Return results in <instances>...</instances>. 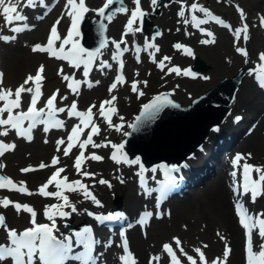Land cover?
Instances as JSON below:
<instances>
[{
  "label": "bare ground",
  "instance_id": "6f19581e",
  "mask_svg": "<svg viewBox=\"0 0 264 264\" xmlns=\"http://www.w3.org/2000/svg\"><path fill=\"white\" fill-rule=\"evenodd\" d=\"M127 4H132L133 0H124ZM193 2L201 4L204 8L218 9V5L213 3V0H192ZM66 0H45L43 6L34 8L24 7L21 4L18 11L27 16V20L19 22L20 24L27 23L30 28L19 33H12L10 27L5 26L3 16H0V35H16L15 40L9 42L0 41V73L3 75L7 67L6 73L10 77V83L6 87L12 89L13 92L19 87L25 79L29 76H35L36 71L41 65H44V72L52 77L53 86L59 90L56 100V107L69 108L72 102H77V109L79 111H87L90 105L95 104L96 107L92 109L93 119L100 128V134L93 136L95 143L111 141L112 144L124 143L126 147V138L124 139V131L127 129V120H125L127 113L131 110V104L139 98H148L160 93H167L173 99L179 102L191 101L195 97L196 92H202L212 82L216 83L223 75H228L229 70L236 64H244L245 56L237 53L236 48H244L247 53L248 62L252 69L260 63L259 54L264 53V27L260 26V17L264 16V0H252L247 3V18L245 23L249 29V39L247 42L241 39L234 43L235 37L233 32L237 27H242L239 21L231 24L230 27H224L214 21L209 20L207 24L201 25L200 28L211 32V37L202 35L198 28H193L191 16L195 15L197 18H203V14L188 12L189 3L183 0L185 5V16L179 17L177 12L180 8V3L173 2V0H159V15L152 18V24L157 27L162 35L157 36L152 40V35L148 31H134V23L131 26L132 31L124 37L129 51L123 53L122 74L125 83H117V88L109 93V86L115 81L119 65L111 59L112 53L115 51L112 44L102 50L100 55L92 64L89 65V75L87 80L93 83V87H88L87 84L78 85L79 95H74L68 89L67 84L70 81L63 80L61 75H58V70L63 67L64 74L70 77L75 74V79L83 81V67L77 69L69 67L67 61L58 60L55 57H50L48 53L33 52L32 47L36 44L45 46L50 35L51 24L58 19L60 23L57 25V31L61 36V40L67 35L68 29L71 26L69 17L65 14L64 5ZM106 2V0H85V4L89 9H97V6ZM192 2V3H193ZM191 3V4H192ZM164 5H167L165 7ZM54 7L58 11L57 15L50 21L48 13L49 7ZM222 6L225 10H234V3L231 0H223ZM99 7V8H100ZM140 7L151 8L150 0H140ZM258 7L257 9H253ZM260 7V8H259ZM144 11V10H143ZM212 13V12H211ZM213 14V13H212ZM216 16L215 14H213ZM85 16H96L94 11H89ZM217 17V16H216ZM129 15L125 13H117L111 22L106 21V32L109 41H120L121 35L125 30V25ZM188 19L189 23L186 25L183 21ZM223 20V19H222ZM145 21V19H144ZM225 22V20H223ZM234 25V26H233ZM151 30V28L149 29ZM147 32L148 34H145ZM251 32V33H250ZM187 33V34H186ZM86 34V33H85ZM220 35V36H219ZM80 37V35H79ZM78 37V38H79ZM149 42L155 43L159 46L160 51L155 54V60L159 62L164 56L171 57V61H164L166 67L163 71L157 67L156 63L150 61L149 52L155 51L149 49L143 50L145 39ZM203 39L214 40V43L204 45L200 43ZM221 41L222 47L215 48L214 44ZM32 44H30V43ZM61 41H56L55 47L59 49ZM133 42L141 48L139 52L140 62L137 63L135 59L137 53L133 48ZM176 43L190 48L193 52L192 56L184 54V49L177 50L173 46ZM221 43V44H222ZM255 47V51L252 49ZM66 47H71L68 45ZM124 45L121 44V48ZM250 47L251 49L249 50ZM204 53L210 56L212 60L208 62L210 70L207 72L194 71L199 74L196 78L190 76L177 75L175 72L168 73V68L179 66L180 69L185 70L192 68L193 58L201 56ZM222 54V58L218 60V55ZM101 60H106L112 64V68H104L101 70L99 64ZM5 63L7 65L5 66ZM194 63V62H193ZM190 68V69H191ZM115 69V71H114ZM215 69L219 72L217 79H212L213 71ZM201 70V69H200ZM246 71L243 75L242 82L235 99L229 105V109L223 115L217 125L210 128L209 134L203 146H199L196 152L189 156V161L177 166L178 172H173L172 176L176 178L175 187L169 191L164 199L156 207V196L158 192L152 193L151 196L146 197L139 187V180L136 173L139 171L137 165L115 164L109 156L115 151L111 146L92 148L87 145L84 150V156L89 157L91 154L102 156V161H92L84 159L82 164V171L97 173L96 181L101 177L111 182V188L107 185L95 184L90 190L101 201L103 207L93 206L89 200H83L77 193L65 192L72 202L78 199L81 203L76 204L78 211L72 213L68 219H60L57 217L56 223L59 227V232L55 233L57 236L69 234L73 231L79 230L84 226H90L93 230V238L99 240V244L93 245V255L98 258V264H120L118 259L122 253L120 231L125 232L129 250L133 254L136 264H149L152 257L160 256V261L152 260V264H171L170 257L163 252L162 246L165 243L170 244L176 257L177 264H246V236L245 229L240 225L239 218L235 213V202L241 201L250 214L259 216L264 219V194L260 195L253 203L250 199V194H244L242 191L243 177L239 167L234 168L231 161L238 154H251V158L247 163L252 165L264 166V88L258 86L254 79V74L249 75ZM138 73V75H137ZM231 74V73H230ZM209 77L205 80L202 77ZM97 79L98 84L93 82ZM146 81L147 86L143 83L138 84V89L144 95L137 98L138 93L131 90V83L133 81ZM3 82V80H2ZM2 83H0V86ZM32 86V82L25 87ZM77 87V85H74ZM207 90V89H206ZM43 95L40 97L37 108H43L45 102L49 98L47 90L40 89ZM204 92V91H203ZM67 96L66 100H61V97ZM116 96L114 105L117 108V114L113 115L109 111V105L105 106L106 113L111 117L112 123L119 125L122 121L119 119L123 117L122 131L117 132L113 128H109L104 122L103 118L99 117V105L102 101L111 99ZM193 97V98H194ZM14 98V97H13ZM30 94L22 93L21 108L15 109L14 112L26 111L30 104ZM181 102V103H182ZM2 105V102H0ZM233 115L231 116V113ZM240 113V117H247L248 121L243 124L240 120L233 116ZM230 115V116H229ZM4 118H7V113H4ZM56 119L64 121L63 128H52L48 133L43 132V125H39L33 130V139L31 142L24 138L16 137L15 130H11L9 134L0 136V140L4 143L15 144L14 150L5 151L3 156H0V162L4 165L3 168L9 171V178L17 186L20 182H25L24 186L31 192L35 193L39 186L43 185L57 170V168H64L65 171L61 173V177L67 176L69 181L81 179L83 183L92 185L91 178H82L77 175L74 168V162L77 155L80 154L78 146L79 141L86 139L85 135L89 128H85L79 137V141L74 138L72 143L75 145L68 156L63 154V149L67 146V136L70 134L73 125L79 124L78 118H69L67 111L58 113ZM245 126V127H244ZM7 127V126H5ZM26 127V123H25ZM83 128V125H81ZM218 129V130H215ZM129 130V129H128ZM45 139L48 140L45 143ZM58 139H64L65 143L60 145V151H57ZM208 141V142H207ZM122 150L126 152V148ZM119 157V153H117ZM57 157L59 163L55 166L45 167L40 169L38 166L41 162L46 165L51 164L52 157ZM129 159H135L127 154ZM244 161H241L243 164ZM217 166H215V165ZM149 165V166H148ZM31 166L34 171L23 173V168ZM159 165L155 163L145 164V171L142 175L147 179L148 185L152 188H159L160 183L165 181L163 171L153 173L152 168L158 169ZM215 168V170L213 169ZM237 172L233 177L231 173ZM119 177L120 179H117ZM252 178L256 179L257 174L252 173ZM59 179V178H58ZM124 182L121 183L120 180ZM63 188V186H62ZM49 192H56L54 186H49ZM175 193V195H174ZM173 197H170L172 196ZM8 198L12 202H19L21 205L28 204L33 206L37 216V223H49L43 215L44 206L59 204L54 198H45L39 194L26 195L18 191H9L0 189V198ZM170 197V198H168ZM166 199V200H165ZM85 209L94 214H107L109 212L121 211L125 213L127 219L122 221L118 226L101 225L94 218L89 217ZM145 209L150 210L154 215L149 221L141 227L136 223L141 212ZM65 211H71L69 208H64ZM50 214L53 210H49ZM161 213L157 218L155 213ZM0 214L6 218L7 227H13L12 218L14 216L20 217L18 224L31 227L29 223V215L21 212L17 214L13 206L7 208L0 207ZM14 222V221H13ZM68 225L67 227L65 225ZM131 224L132 227H128ZM27 225H30L27 227ZM15 230L18 229L16 228ZM258 230L253 229V251L258 252V245L261 240L257 234ZM4 229H0V244H7V234ZM219 234V235H218ZM220 237H223L221 239ZM173 238H178L180 246L177 247ZM111 241V245L105 247V243ZM207 245V247H204ZM230 249V255L225 260L223 252L225 247ZM183 249V252L180 249ZM200 248L204 254L205 260H200V254L195 251ZM83 248H76L75 251H82ZM187 256H192L193 261H189ZM3 264H12L11 260H6ZM68 264H79L76 261H70Z\"/></svg>",
  "mask_w": 264,
  "mask_h": 264
},
{
  "label": "snow or ice",
  "instance_id": "6c2138e0",
  "mask_svg": "<svg viewBox=\"0 0 264 264\" xmlns=\"http://www.w3.org/2000/svg\"><path fill=\"white\" fill-rule=\"evenodd\" d=\"M173 2L180 3V8L177 12L179 17L185 16V5L183 0H173ZM151 6L153 10L159 6V0H150ZM23 4L24 7H37L43 6L45 4V0H0V16H3L5 21V26L13 25L14 22L16 26L10 27V31L12 33H19L24 30H28L30 26L27 23L20 24L19 22H24L27 20V16L18 11V7ZM116 4L117 7L115 9L111 8V5ZM133 4L135 8L129 9L125 6L124 0H106L102 7L98 9H89L85 0H66L64 9L65 12L63 14L67 15L71 21V26L68 29L67 35L61 40V36L57 31V25L60 23L58 19L50 29V35L47 39V44L42 46L41 44H36L32 47L33 52H41L48 53L50 57H55L58 60L67 61L69 67L81 68L83 67V76L85 79L83 81L76 80L75 74L71 77L67 74H64L63 67L58 70V75H61L63 80L70 81L67 84L68 89L74 95H79L78 85L87 84L88 87H93V83L87 80L89 75V65L92 64L100 55H102V50L108 47L109 43L112 44L115 51L112 53L111 59L115 61L119 67L117 69V76L115 77V81L109 86V93H111L114 89L117 88V83L119 82L121 85L125 83L122 69L123 63L120 60V57L123 53L129 51V47L124 37L132 31L131 26L139 21L140 26L137 27L134 31H143V20L149 14L143 11L140 7V0H133ZM167 7V5H164ZM188 12H198L203 14L205 18L198 19L197 16L192 15V27L198 28L201 31L202 35H206L211 37L213 34L209 31H206L203 28H200L201 25L207 24L209 20L214 21L217 24H220L224 27H230L227 25L222 19L214 16L208 9L199 5L196 2H193L190 7L187 9ZM89 11H94L99 20H97L98 25V34L100 37L99 45L95 49H86L84 48L78 40L80 35V25L85 19V14ZM131 12L130 17L127 20V24L125 25V30L121 35L120 41L111 40L105 37L104 33L106 31V24L103 21L111 22L112 19L117 15V13H127ZM241 19H243V14L241 13ZM186 25L189 23L188 19L183 21ZM260 26L264 27V16L260 17ZM187 34V33H186ZM162 35L159 31L155 32L152 40L154 41L157 36ZM233 36L235 37L234 43L243 37L245 42L248 41L249 37V29L248 25L244 24L242 27H237ZM16 35H0V41L9 42L11 40H15ZM56 41H61L59 45V49L55 47ZM200 43L207 45L210 43H214V40L211 39H203ZM121 44L124 45L121 48ZM71 45V47H66ZM177 50L184 49V54L188 56H192L193 52L190 48H187L180 43H176L174 46ZM133 48L137 53L135 59L137 63L140 62L139 52L141 48L133 42ZM149 49H154L155 51L149 52L150 61L157 64V67L160 68L161 71L164 70L166 65L164 61H171V57L164 56L159 62L155 60V54L160 51V48L155 43L149 42L146 38L145 43L143 45V50L148 51ZM237 53H241L245 56V63L248 62L247 56L248 53L244 48L237 47ZM259 62L255 68L249 69V75L254 74V79L258 83V86L264 88V53L259 54ZM99 68L103 70L104 68L111 69L112 64L108 63L106 60H101L99 64ZM44 72V65H41L39 69L36 71L35 76L29 75L23 84L15 89L13 92L12 89H3L0 88V136H7L11 130H15L16 137L24 138L26 141L31 142L33 139V130L36 129L39 125H43V132L48 133L52 128L60 129L64 126V121L56 119L58 113H64L67 111V115L69 118H78L79 124L73 125L70 134L67 136V146L63 149V154L68 156L70 151L75 145L72 143L73 139L76 138L79 141L80 135L83 133L85 128H91V131L88 132L87 138L79 141L78 146L80 154L76 156L74 162V168L76 170L77 175L82 178H91L93 180L92 185H88L82 182L81 179L75 181H69L67 176L61 177V173L65 171L64 168H57V170L52 174V176L41 186L38 187L35 193L29 191L25 186V182L21 181L20 185L17 186L13 181L9 178L0 175V189H8L9 191H18L22 194L26 195H34L39 194L45 198H54L58 201H61L59 204L45 205L44 206V217L49 223H37L36 216L37 213L33 206L24 204L21 205L19 202H12L8 198H0V207L7 208L10 205L14 207L17 214L21 212L27 213L30 217L29 223L32 225L24 229L23 231L17 232L15 229H9L7 227L6 218L0 214V229H4L7 234V244H0V264H3L6 260H11L12 264H68L70 261L79 262V264H98V258L93 255V245L99 244V240H95L93 238V230L90 226H84L79 230L73 231L71 235L69 234H61L57 236L55 233L59 232V227L56 223L57 217L60 219H68L71 217L72 213H76L78 211L76 204L82 202V200L78 199L75 202H72L65 192L77 193L79 196L83 198V200H89L92 202L93 206L103 207V204L99 199L91 192V188L95 186L96 183L100 185H107L111 188V182L101 177L98 181H96L97 173H92L88 171H82V164L84 159H90L92 161H102L104 158L100 155L91 154L89 157L84 156V150L87 145H91L92 148H100V147H108L111 146L115 151L111 153L109 159H111L115 164H127L138 165L139 171L136 173L139 180V187L143 191L146 197L151 196L152 193L158 192L159 195L156 196V207L159 208V204L164 199L169 191L175 187L176 178L172 176L173 172H178L179 169L176 166H162L159 170L163 171L165 175V181L160 183L159 188H152L148 185L147 179L142 175L145 171V168L142 163H140V158L136 157L135 159H129L127 154L123 152L125 145L124 143L120 144H112L111 141L95 143L93 141L94 135L100 134V128L95 123L93 119L92 109L96 107L95 104L90 105L87 111H79L77 109V102L74 100L69 108L59 107L57 108L56 100L59 94V90L57 89L45 102V106L43 108H37L36 105L39 103L40 97L43 93L40 91L42 87V81L44 79L42 73ZM175 72L177 75H185L190 76L191 78H196L199 74L193 72L190 68L182 70L179 66H173L168 68V73ZM138 75V73H137ZM3 74L0 73V83H2ZM205 80L210 79L209 77H202ZM29 82H32V86L25 87L29 85ZM96 84L99 81L95 82ZM143 83L147 86L146 81H133L130 85L131 90L133 92H137V98L139 96L144 95L142 91L138 89V84ZM77 85V87H74ZM22 93L30 94V104L26 111L14 112L15 109L21 108V95ZM167 93L158 94L153 99L147 103L142 105V110L140 114L135 118V121L127 126L134 131L140 129V127L145 126L153 122L159 115V113L166 107H180L178 104H174L171 99L168 98ZM14 97V98H13ZM61 100H66L67 96L61 97ZM117 97L112 96L111 99L102 101L99 105V117L103 118L104 122L107 124L109 128H113L115 131L120 132L124 126L123 117L119 119L122 121L121 124L115 125L112 123L111 117L106 113L105 106H111L109 111L111 114H117V108L114 105V101H116ZM4 113H7V118H4ZM239 119V117H237ZM26 123V127H25ZM83 125V128H81ZM7 126V127H5ZM218 130V129H215ZM125 136L129 135V133H124ZM48 140L45 139V143ZM57 143V151H60V145L64 144V139H58ZM15 144L13 143H4L0 140V156H3L5 151L14 150ZM119 153V157L117 155ZM251 158V154H240L238 153L231 161L234 168L239 167L241 169V175L243 177L242 183V191L244 194H250L251 202H255L257 198L264 194V166L252 165L247 163V160ZM241 161H244L241 164ZM59 163V159L57 157H52L51 164L46 165L41 162L39 164V168L43 169L45 167L55 166ZM4 167L3 164H0V169ZM31 166L23 168L21 171L23 173H28L30 171H34ZM157 168H152L151 171L153 173L157 172ZM255 172L257 174V178H252V173ZM233 177L237 175L236 171L231 173ZM59 178V179H58ZM117 179H120L117 177ZM121 183L124 181L121 179ZM54 186L57 191L49 192L47 189L49 186ZM63 186V188H62ZM235 213L239 218L240 225L245 229L246 236V254L247 260L246 264H264V219L259 218V216H253L246 209L244 204L237 200L235 202ZM64 208H69L71 211H65ZM53 210L50 214L49 210ZM89 217L94 218L99 224L104 225L107 222H120L125 221L127 219L125 213L121 211L109 212L107 214H94L93 212L85 209L84 210ZM154 215V213L150 210L145 209L139 215L136 223L143 227L149 219ZM156 217L159 218L161 213H155ZM68 226L67 224L65 225ZM128 227H132L131 224ZM253 229H257L258 236L261 240V243L258 245L259 251H253V240L252 234ZM121 237V244L119 247L122 248V253L119 255L118 259L120 264H136V260L133 257V254L129 250L128 241L123 230L119 233ZM219 235V234H218ZM223 239V237H220ZM177 247L180 246V241L178 238H173ZM111 245V241L105 243V247ZM82 247V251H75L76 248ZM207 247V245H204ZM163 252L167 253L168 257H170L171 264H177V257L170 246V244L165 243L162 246ZM183 252V249H180ZM195 251L200 254V260L203 262L205 260L204 254L201 252L200 248H196ZM230 255V249L226 246L223 252V257L225 260ZM160 261V256H155L150 258L149 264H152V260ZM189 261H193L192 256H187ZM194 264V262H193Z\"/></svg>",
  "mask_w": 264,
  "mask_h": 264
},
{
  "label": "water",
  "instance_id": "95a60500",
  "mask_svg": "<svg viewBox=\"0 0 264 264\" xmlns=\"http://www.w3.org/2000/svg\"><path fill=\"white\" fill-rule=\"evenodd\" d=\"M114 5H111L112 9H115ZM99 19L100 17L96 16H85L80 25L81 44L85 47L87 45V49H95L99 45L100 37L96 22ZM144 19L146 22V17ZM88 39L98 40V43L90 46ZM200 69L205 67L196 56L191 70ZM246 69L241 68L233 75L222 77L214 86L196 95L188 103H181L168 95V98L180 107L164 108L153 122L140 127L137 131L130 128L125 140L126 152L139 156L141 163L144 164L164 161L172 166L177 165L203 141L208 130L218 124L224 111L233 101ZM156 95L144 104L149 103ZM141 110L142 107L135 114L132 123Z\"/></svg>",
  "mask_w": 264,
  "mask_h": 264
},
{
  "label": "rangeland",
  "instance_id": "374dc122",
  "mask_svg": "<svg viewBox=\"0 0 264 264\" xmlns=\"http://www.w3.org/2000/svg\"><path fill=\"white\" fill-rule=\"evenodd\" d=\"M187 2L189 1V3H187L186 5L188 6V7H190V5H191V3L193 2L192 0H186ZM233 3H234V10L233 11H230V9H228V10H225V9H222V8H225V6H222V2H223V0H213V3H215V4H220V5H218V9L217 10H214V9H210V12H212L213 14H215L218 18H220V19H223V20H225V23L227 24V25H231V24H233V23H237L238 21H239V24H241V26H243L244 24H246L245 23V19L247 18V10H246V8H247V3L249 2V1H252V0H231ZM124 3H125V1H124ZM201 5V4H200ZM101 5H99V6H97V9L100 7ZM125 6H127L129 9H133V6H132V4H127V3H125ZM202 6V5H201ZM114 8H116L117 7V5L115 4L114 6H113ZM220 7H222V8H220ZM258 7H254L253 9H257ZM260 8V7H259ZM159 9H160V6H158V7H156L155 8V10H153V8H152V6H151V8H149V10H148V8L146 9V8H144L143 10L146 12V13H149L147 16H146V19H147V21L145 22L144 20H143V25H142V27H143V30L144 31H148V33H150L152 36L154 35V33L155 32H157V27L155 26V24L153 25L152 24V18L153 17H157L158 15H159ZM57 13H58V11H56V9L52 6L51 8H50V11H49V13H48V17L50 16V21L52 20V18L53 17H55L56 15H57ZM194 13H196V12H194ZM241 13L243 14V19H241ZM126 15H129V17H130V15H131V12L129 11V12H127V13H125ZM198 19H200V18H198ZM145 23V24H144ZM105 24H106V20H105ZM238 24V23H237ZM236 24V25H237ZM53 25V23L51 24V26ZM140 26V24H139V21L137 22V24L135 25V29L137 28V27H139ZM234 26V25H233ZM151 28V30H149ZM231 28V27H230ZM232 29V28H231ZM145 34H148L147 32H144ZM251 33V32H250ZM105 37L106 38H108V36H107V32L105 31ZM220 36V35H219ZM91 41V40H90ZM89 41V45H91V46H95L97 43H98V40H96V41H91L90 42ZM100 41V40H99ZM30 43V42H29ZM222 42L221 41H219V39H218V42H216V44H214V49L215 48H218V46L219 47H222L223 46V43L221 44ZM30 44H32V43H30ZM110 45V44H109ZM112 46V45H111ZM249 48V50L251 49L250 47H248ZM113 49H114V47H113ZM252 49L255 51V47H253L252 46ZM255 53H258V52H256L255 51ZM259 54V53H258ZM199 58H200V60H201V62H202V65H204V67H205V69H202V70H199V71H203V72H207V71H209L211 68H210V66H209V64H208V62L210 61V60H212L211 58H212V55L210 56V54L209 55H206V53H204L203 55H201V56H198ZM218 60H220V58H222V54H220V55H218ZM195 61V57L193 58V62ZM208 61V62H207ZM193 62H192V64L191 65H193ZM7 65V63H5V66ZM241 65V64H240ZM240 65L239 64H235L230 70H229V74L228 75H226V76H230V75H233V74H235L239 69H241V68H247L246 70L248 71L249 69H252V67H251V64H245V61H244V64H242V66L240 67ZM191 68V67H190ZM117 70V69H116ZM6 71H7V67H6V69L4 70V75H3V78H2V80H3V82H2V85L0 86V88H3V89H5L6 90V87L9 85V83H10V77L8 76V74L6 73ZM114 71H115V69H114ZM193 71V70H192ZM213 72H215V73H213V76H212V79H217V75L219 76V72L215 69V71H213ZM249 72V71H248ZM247 72V73H248ZM231 73V74H230ZM225 75H223L222 77H224ZM43 77H44V79H43V81H42V87H41V89L42 90H44V88L47 90V96L48 97H50L54 92H56V90H57V87L56 86H53V83H52V77H50L49 75L47 76V74H45V75H43ZM221 77V78H222ZM220 78V79H221ZM219 79V80H220ZM219 80H217V82L219 81ZM95 81H97V79H95V80H93V82H95ZM216 82V83H217ZM216 83H214V82H212L211 83V85H209L206 89H209L210 87H212V86H214ZM206 89L205 90H203V91H206ZM197 91V92H196ZM202 91V92H203ZM194 92H196V94H195V96L196 95H198V94H200V93H202V92H199L198 90H195ZM235 95H236V93H235ZM152 97V96H151ZM151 97H148V98H139V99H137L136 101H135V103H134V105L132 106V104H131V110L127 113V115H126V118H125V120H127V124H126V126L128 125V124H131L132 123V121H133V118H134V116H135V114L140 110V108L142 107V105L146 102V101H148ZM194 97V96H193ZM192 97V98H193ZM191 98V99H192ZM234 99H235V96H234ZM234 99H233V101H234ZM233 101L230 103V104H232L233 103ZM182 102V101H181ZM189 101H186V102H182V103H188ZM229 108L227 107L226 108V111L228 110ZM226 111H224V114L226 113ZM230 113H231V116L233 115V112L232 111H229ZM223 114V115H224ZM223 115H222V117H223ZM236 115L237 116H239V119L238 120H240L243 124H245L247 121H248V118L247 117H240V113H236V114H234V116L236 117ZM230 116V115H229ZM233 116V117H234ZM221 117V118H222ZM221 120V119H220ZM219 120V121H220ZM218 121V122H219ZM245 127V126H244ZM128 129H130L128 126H127V129L124 131V133H127L128 132ZM209 131H210V129L208 130V132H207V135L205 136V138L203 139V141H202V143L200 144V146H203V142H205L206 141V139H207V136H208V134H209ZM126 138V136L124 135V139ZM208 142V141H207ZM126 148V147H125ZM199 149V146H197L194 150H193V152L195 153L196 152V150H198ZM192 152V153H193ZM191 153V154H192ZM190 154V155H191ZM189 155V156H190ZM189 156H187V157H185L182 161H180L179 162V165L181 164V167H183V164H185L186 162H188L189 161ZM130 157H134V158H136V157H138L137 155H130ZM0 164H1V162H0ZM157 165H159V167H158V171L160 172V166H161V163H159V164H157ZM156 165V166H157ZM215 165V164H214ZM138 166V165H137ZM149 166V165H148ZM216 166V165H215ZM139 167V166H138ZM217 167V166H216ZM213 169L215 170V168L213 167ZM0 173H1V175H3V176H5V177H7V175H9V171H7V167H6V169L5 168H2V169H0ZM174 195H175V193H174ZM170 197H173V195L172 196H170ZM170 197H168V198H170ZM166 200V199H165ZM14 221V222H13ZM20 222V217L19 216H14L13 218H12V223H13V227H11L10 229H18V232H20V231H22V229H26L25 227L26 226H21V225H19V228L17 227L18 226V224L17 223H19ZM28 226H30V225H27V227ZM4 235H6V234H4Z\"/></svg>",
  "mask_w": 264,
  "mask_h": 264
}]
</instances>
